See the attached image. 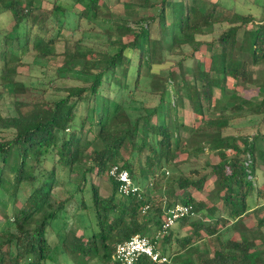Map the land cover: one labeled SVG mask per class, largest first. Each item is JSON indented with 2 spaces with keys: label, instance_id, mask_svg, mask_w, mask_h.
Wrapping results in <instances>:
<instances>
[{
  "label": "trees",
  "instance_id": "1",
  "mask_svg": "<svg viewBox=\"0 0 264 264\" xmlns=\"http://www.w3.org/2000/svg\"><path fill=\"white\" fill-rule=\"evenodd\" d=\"M45 1L51 4L46 16ZM59 1L0 0V13L11 14L15 34V40L5 37L4 47L16 49L1 52L2 86L13 93L19 88L26 92L14 76L17 64L29 53L36 65H54L56 80L71 76L82 82L56 87L64 93L56 99L46 100L42 94L37 100L15 101V115L0 112V131L9 133L0 140V192H9L14 199L21 187L30 188L12 214L10 227L15 230L0 233V264L46 263L50 251L46 230L64 211L66 201H56L53 193L60 177L68 180L73 173L83 182L87 176L99 180L90 188L94 227L84 243L83 236L72 240V251L83 260L117 264L113 260L117 244L159 231L165 211L182 204L190 205L193 215L180 219L177 231L162 237V252L157 244L169 259L164 264H264V215L260 216L264 184L260 189L256 184V164L264 162V149L257 145L261 133L225 135L234 121L246 115L262 116L264 124V84L260 97L250 100L227 88L229 78L237 85L251 83L249 67L264 65V18L255 23L251 14H239L210 0H112L113 6L122 5L125 17L116 22L108 19L109 26L102 30L105 46L100 50L87 45L83 37L74 41L63 36L64 22L49 27L54 12L67 13ZM72 1L80 6L73 33L81 21L97 22L112 12L111 0ZM216 23L227 28L215 42L198 39L210 34ZM183 48L192 54L210 51L207 59L193 61L191 78L178 84L171 70L166 79L153 74V67L164 63L166 55ZM143 70L152 77L159 103L152 108L140 106L141 112L132 116V108L142 104L133 95ZM167 83L177 87V100L183 96L190 101L198 126L185 127L174 114L167 124L165 114L174 112L177 103L175 98L165 100ZM213 104L221 107L215 116L208 114ZM80 106L84 112L77 119ZM181 130L188 132L183 145ZM186 149L203 159L201 167L177 168L176 159ZM116 164L128 171L139 196L118 195L117 182L108 176ZM167 170L173 173L170 178L165 176ZM104 176L109 185L102 182ZM161 177L166 205L151 197ZM101 185L107 196H101ZM208 185L214 190V201L203 197ZM254 195L263 202L251 209L248 201ZM145 205L149 209L142 214ZM134 264L157 263L143 257Z\"/></svg>",
  "mask_w": 264,
  "mask_h": 264
},
{
  "label": "rangeland",
  "instance_id": "2",
  "mask_svg": "<svg viewBox=\"0 0 264 264\" xmlns=\"http://www.w3.org/2000/svg\"><path fill=\"white\" fill-rule=\"evenodd\" d=\"M124 0H121V2ZM212 2H218L221 6L233 9L235 12L239 14H251L254 18V22L257 23L264 18V0H210ZM113 1L111 0V8L112 12L110 16L107 15L106 18H100L97 22L86 23L85 21H81L79 24V28L76 32L73 33L74 28L77 26V15L76 12H79L80 6L75 4L72 0H60L59 5L66 8L65 15L58 14L54 12L52 16L48 19L49 27L59 26L61 22H64V26L62 30V35L67 38H73V40H79L83 37L84 42L87 45L92 46L95 49L102 50L105 46V40L103 37L102 30H105L109 26V20L111 19L113 22H116L118 18L125 17L123 16V7L121 4H116L113 6ZM43 15L46 16V11L51 9V4L47 1L43 2ZM103 8V6L101 7ZM145 13L149 14L148 11ZM110 17V18H109ZM10 13H0V71L3 66V62L1 60V52L6 50V52L16 51L13 47H4L5 37L11 38L15 40V34L13 29V21ZM24 27H21L19 30L18 36H22ZM227 28L225 23H216L213 27V30L210 34L199 36L198 39L204 42H215L216 39L220 36V34ZM73 30V31H72ZM54 32V31H53ZM71 33H73V37H71ZM152 37L156 38V32H152ZM238 38H241V34L238 35ZM21 40L23 38H20ZM58 49L61 50V44H59ZM210 54L209 48H205L203 52H198L196 54H192L189 49L183 48L182 50H177L176 53L166 55L164 63L153 67L152 72L156 76H163L166 79V74L168 71H173L176 75L177 83L181 84L182 78H191L192 75V63L195 60L196 62H201L203 58H208ZM33 54L29 53L20 63L17 64V74L14 76V80L20 82L26 86V92L23 91L22 88L17 89L14 93L10 91L9 87H3L2 81L0 79V112L4 116L15 115L16 108L14 106L15 101H30L39 99L40 95L44 94V98L46 100L56 99L64 93L55 89L56 87L62 86H72V85H82V82L76 81L69 76L68 78H60L58 80L55 79V66L49 65L45 67V64L36 65L33 63ZM252 81L251 83L246 85V89L244 90V94L246 96L254 97V99L259 98V92L262 91V85L264 84V65H257L252 68ZM54 81V86L52 82ZM152 77H148L145 74V70H143L141 81L138 89L136 90L133 97L142 104H136V108H132V116H136L141 112L142 107L152 108L159 103V95L158 91L154 89L151 84ZM167 94L165 95V100L167 102H171L173 98H175V89L177 88L172 83H167ZM241 86V85H240ZM217 89L215 90V95L218 96ZM111 97H115L113 93L110 94ZM176 107L174 112L163 113L165 114V120L168 125L171 124V117L174 114L176 116L177 122L179 124H183L185 127L194 128L196 127V117L192 111L190 101L180 96L179 99L175 98ZM221 107L215 106L210 109L208 114L215 115L218 113ZM165 110V109H164ZM83 106H80L78 109L77 119L83 114ZM207 114V111L205 110ZM152 122H156V118H152ZM234 127L230 129L232 133L241 134V135H252L260 131L264 132V124L262 123V116H244V118L238 119L233 122ZM230 131H228L230 133ZM88 137L92 138V133L87 134ZM9 137L8 132L0 131V140L6 139ZM181 145L184 144L185 138L188 137V132L186 130H181ZM261 147L263 145L261 142L259 143ZM189 151V150H188ZM187 149L176 159L177 168L180 171H187L188 169H192L194 167L202 166V158H194V156L188 152ZM147 154V151L144 152ZM142 159V158H141ZM259 162V161H258ZM259 166L257 168V176L258 185L264 183V165L262 163H258ZM167 172V173H166ZM165 172V176L170 178L173 176L172 172L167 170ZM176 174V173H174ZM135 182L139 181V177H135ZM102 182L106 185H109L108 179L106 176L102 178ZM92 184H99L98 178L94 176H87L86 182L82 181V178L79 174L73 173L69 176L67 180L66 177H60L58 185L54 190V198L56 201L65 200L64 202V211L59 213V216L56 220L52 222V224L46 230V240L49 245V258L45 264H101L96 259H85L83 260L81 256L77 252H73V237L74 236H83L82 243L85 242L84 237L91 232V227H94V214L91 209V194L90 188ZM79 186V187H78ZM164 186L165 180L161 177L156 180V184L153 186L151 190V197L155 200H161L162 203L165 202L164 197ZM80 188L81 192L79 193L76 189ZM208 191L203 196L206 199H210L214 201L215 195H213L214 190L211 185H208ZM30 193V188L26 185L21 187L19 192L17 193L16 198H12L9 195V192L2 191L0 192V233L3 231H11L13 232L15 229L10 227V222L12 221L13 212L21 207L22 203L25 201L27 196ZM101 196H107V192L103 189L101 185L100 189ZM73 196V198L71 197ZM261 199V198H260ZM263 200L251 199V206L262 203ZM163 205H166L164 203ZM264 215V212L260 214V216ZM252 222H248L249 226H252ZM178 224H175L169 231H177ZM264 231V230H263ZM183 234V232H181ZM154 230L151 231V234L148 236L154 235ZM63 240L66 244L63 246ZM159 250L162 252L163 243L161 240L158 241ZM71 251H68V248ZM172 248L170 249V251ZM169 250L166 249V254L168 255ZM80 261V262H78Z\"/></svg>",
  "mask_w": 264,
  "mask_h": 264
},
{
  "label": "built area",
  "instance_id": "3",
  "mask_svg": "<svg viewBox=\"0 0 264 264\" xmlns=\"http://www.w3.org/2000/svg\"><path fill=\"white\" fill-rule=\"evenodd\" d=\"M108 176L114 179L118 184V195L122 198L131 194L140 195V189L133 183L127 170L120 165L112 166L108 172ZM148 205H145L141 213H147ZM193 215L190 205L177 204L167 209L164 213L162 227L154 235H135L130 239L116 245L113 260L117 264H134L140 258H148L157 264L168 263L169 259L163 255L158 249V241L167 235L170 229L182 218Z\"/></svg>",
  "mask_w": 264,
  "mask_h": 264
},
{
  "label": "crops",
  "instance_id": "4",
  "mask_svg": "<svg viewBox=\"0 0 264 264\" xmlns=\"http://www.w3.org/2000/svg\"><path fill=\"white\" fill-rule=\"evenodd\" d=\"M241 56H243V55H241ZM244 57V56H243ZM254 66H252V67H249V71H250V73H252V68H253ZM246 85L247 84H245V85H237L236 83H235V81H233L232 79H228V82H227V88L229 89V90H231V91H234V92H237L242 98H244V99H246V100H250V99H254V97H251V96H246L245 94H244V90L246 89L245 87H246ZM218 92V96H215L216 98H219L220 97V92H219V90H217ZM218 113H216L215 115H217ZM214 115V116H215ZM244 118V117H243ZM197 124H196V126H198L199 125V122H198V120H197V122H196ZM233 127H234V125H232ZM230 129L231 128H229V129H227V131H226V133H225V135H227V134H229V135H234V134H236V133H232L231 131H230ZM228 131H230V133L228 132ZM261 142V144L263 145V147H261L260 145H259V143ZM257 145H258V148L259 149H264V132H261V136H260V138L258 139V141H257ZM260 163H262L263 165H264V162H261V161H259ZM259 162H257V164H256V171H257V168H258V166H259ZM258 179V176H257V172H256V180ZM258 181H259V179H258ZM258 181L256 182V184L258 183ZM264 184V183H263ZM257 187L260 189V188H262V184L261 185H258L257 184ZM251 199L253 200V199H258V201L259 200H261L260 199V197L258 198L256 195H254L253 197H250L249 198V207L252 209V208H254L256 205H258V204H256V205H253V206H251ZM260 204H262V203H259V205Z\"/></svg>",
  "mask_w": 264,
  "mask_h": 264
}]
</instances>
